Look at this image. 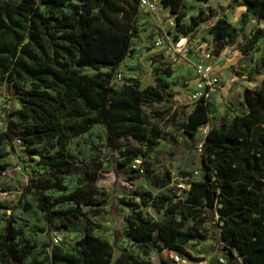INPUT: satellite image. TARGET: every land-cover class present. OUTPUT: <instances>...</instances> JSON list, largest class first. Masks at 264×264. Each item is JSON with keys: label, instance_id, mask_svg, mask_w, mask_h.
<instances>
[{"label": "trees", "instance_id": "obj_1", "mask_svg": "<svg viewBox=\"0 0 264 264\" xmlns=\"http://www.w3.org/2000/svg\"><path fill=\"white\" fill-rule=\"evenodd\" d=\"M160 3L170 8L177 31L186 37L215 16L208 5L185 22L184 0ZM240 4L247 10L236 23L220 12L209 28L212 54L220 56L245 37L239 48L244 54L255 50L252 65L234 71L251 77L264 67V59L258 65L264 43L257 47L264 38V0H231L229 8ZM142 13L140 0H0V81L19 92L21 104L6 108L0 170L10 166L9 148L18 139L32 157L22 158L24 188L1 202L0 264H155L151 252L166 248L195 259L187 245L209 242L208 223L219 228L226 259L209 264H264V82L245 89L246 108L231 107L230 122L209 127L201 153L204 176L191 182L185 196L172 191L169 171L154 176L151 163L144 162V173L134 169L138 176L170 193L138 190L136 196L118 197L132 212L113 231V240L109 228L93 219L107 213L108 193L98 184L104 150H119L124 157L119 166L128 165L142 153L121 140H135L146 145L143 155L154 157L163 135L160 122L171 110L153 111L156 122L145 109L174 94L159 76L170 77L169 66L156 65V83L146 87L138 79L113 83L120 65L138 53L133 39L142 31ZM249 14L258 23L247 34ZM92 70L96 73H87ZM176 117L174 112L171 121ZM212 118L203 97L177 125L197 136ZM0 191H7L4 182ZM143 207L163 218L147 216ZM56 233L62 235L59 243Z\"/></svg>", "mask_w": 264, "mask_h": 264}, {"label": "rangeland", "instance_id": "obj_2", "mask_svg": "<svg viewBox=\"0 0 264 264\" xmlns=\"http://www.w3.org/2000/svg\"><path fill=\"white\" fill-rule=\"evenodd\" d=\"M185 8L188 12V16L184 19L185 22L190 21L192 15H196L203 8V4L196 0H184ZM159 3V0H157ZM231 0H211L210 6L215 9V16L208 22L202 24L195 33L188 37V44L191 48V56L195 54V50L199 43L204 42L210 44L209 28L217 20L220 12L226 14L235 15L239 11L240 5L235 6L234 10L229 8ZM158 17L160 22L164 25V28L168 30L171 35L176 39L177 36L180 38L186 37L179 33L176 29L175 18L171 12L160 10L158 5ZM249 23L247 26V34L258 21L249 14ZM140 23L142 31L137 37L133 39V46L137 48L138 53L133 61L126 60L118 68V73L122 74L121 79H113L115 85H122V83L130 82L132 79H138L141 82L142 87L151 85L155 82L154 70L156 65L162 64L164 68L168 66L174 71L170 77L164 74H159L166 82L171 83L174 94L187 93L192 89L191 84L195 79L194 70L187 64L181 63L174 65L169 62L168 57L162 50H157L154 46L155 28L156 23L153 22L152 14L143 12L140 16ZM261 26L264 28V19L260 20ZM176 39V40H179ZM245 41V37H239L237 42L227 46L222 55L225 54V59L222 61L226 62L227 70L229 73V80L226 85L221 81L222 89L220 87L214 92L218 93L220 97L217 106H213V124L215 126L221 125L223 122H230L233 119L231 115V107H235L242 111L246 107L243 102V93L246 87H260L264 82V67H262L260 73H255L253 76H239L235 73L234 69L249 68L252 65V59L255 54V50L247 54H243L239 48L240 44ZM264 43V38L260 40L257 47ZM207 46V45H206ZM228 59V60H227ZM264 59V54L260 56L258 65H261ZM133 64L129 66L131 63ZM134 68L136 71L130 72L128 69ZM107 67H103L102 71H107ZM89 74H94L96 71H88ZM220 86V85H219ZM195 89H193V92ZM4 98V102L0 104V120H4L6 116V108L8 103L10 110H17L21 108L19 102V92L7 82L0 81V98ZM214 97V96H213ZM212 97V103H213ZM168 99V98H167ZM215 100H217L215 98ZM146 111L152 115L153 121H158L157 117L154 116L153 111L155 110H166L171 109L170 113L166 115L165 119L160 122L163 128V135L160 140L159 146L153 151L154 157H150L149 154L143 155L146 151V145L135 140H121V144L130 146V149L141 150V153L137 159H140L142 163H151L153 169V175H162L164 172L169 171L171 176V183L183 182L186 187L195 179L203 178L204 172L202 170V160L200 145H203L205 140V129L206 126L201 128V132L197 136H189L183 130L178 128V123L187 117L189 112L188 104L185 102H172L168 100L166 103L155 104L153 106H146ZM177 112L176 123L171 121L172 114ZM1 126V125H0ZM6 122L1 128L5 129ZM10 166L1 171L0 170V182H4L7 187V191H0V211L3 210L1 202L6 199H13L17 193H19L28 181V176L23 170H19V164H22V158H26L31 161L32 157L28 153V148L16 141L15 148H9ZM104 160V168L100 172L98 184L104 187L108 193L105 215L94 216L93 219L100 222L109 228L108 234L111 239H114L113 231L119 229L123 222L127 219L132 209L127 205L123 204L118 198L125 194L136 196L138 190L141 191H152L155 194L158 193H170L165 187L155 186L152 179L145 176H138V173L134 171L132 163L128 165L119 166V162L124 159L120 154V151H111L106 148L102 153ZM37 159V157H35ZM119 167V168H118ZM118 168V169H117ZM196 171H199L198 173ZM188 173V175H186ZM184 177H189V180H182ZM136 200L139 201L137 197ZM145 214L149 217H156L162 219V213H158L152 207H143ZM11 211L9 210L8 213ZM13 213L20 216V210H15ZM208 229L209 242L198 244L196 248L193 246L196 242H191L187 245L188 250L195 259L185 257V264H209L211 260H219L223 258L224 262L225 253L222 246L217 241L219 228L212 227L210 223L205 225ZM214 243V244H213ZM125 246V240L120 241L119 246ZM115 247V257L120 254V249ZM153 260L156 264H172V256L170 252L164 251L159 252L153 250Z\"/></svg>", "mask_w": 264, "mask_h": 264}, {"label": "built area", "instance_id": "obj_3", "mask_svg": "<svg viewBox=\"0 0 264 264\" xmlns=\"http://www.w3.org/2000/svg\"><path fill=\"white\" fill-rule=\"evenodd\" d=\"M140 8L143 12L152 14V16L157 20V25L155 28L154 46L157 49L164 51L170 63L177 65L181 63H187L192 65L196 72V87L195 91L191 95V99L194 102H198L204 97V100L210 102L211 95L215 92L220 85V79L213 74L214 65L211 62H206L205 59H200L193 61L191 57V46L188 44V37L180 38L176 40L171 33L164 28V25L160 22V17H158V3L157 0H140ZM214 56L212 50H207L203 57L206 59ZM122 74L117 73L114 77V81L121 79ZM4 98H0V104L4 102ZM0 127L4 126V120H0ZM22 143L20 139L17 140ZM203 145H200V150L202 151ZM134 169L138 170L140 173H144L143 163L140 159H134L132 162ZM19 170H23V165L19 164ZM197 173L199 171H196ZM182 180H189V177H184ZM191 183L188 187L185 186L183 182H175L171 184L172 191L179 197H183L189 191ZM56 243L62 240V235L56 233L53 237ZM224 262V259H220ZM185 257L178 252H174L172 256L173 264H185Z\"/></svg>", "mask_w": 264, "mask_h": 264}, {"label": "crops", "instance_id": "obj_4", "mask_svg": "<svg viewBox=\"0 0 264 264\" xmlns=\"http://www.w3.org/2000/svg\"><path fill=\"white\" fill-rule=\"evenodd\" d=\"M210 1L211 0H209V2L208 3H202V2H199V3H202L203 4V8L204 7H206V6H208L209 4H210ZM158 5L160 6V10L162 9V10H165V11H168V12H171L170 11V8L169 7H164L161 3H160V0H159V3H158ZM212 7V6H211ZM246 7L245 6H243V5H240V7H239V11H237V13L235 14V15H232V12L230 13V14H227V16H228V19H229V21L230 22H232V23H236L237 22V20H238V18H239V16L241 15V14H243L244 12H246ZM214 12H215V9H214ZM145 13H147V12H145ZM152 18H153V22L154 23H156V25H157V20L152 16ZM209 38H210V44H206V43H204V42H201V43H199V44H197L198 45V47H197V50H195L196 52H195V54L194 55H192L191 57H192V60L193 61H197V60H200V59H205L206 60V62H211V63H213V65H214V71H213V74L214 75H216L219 79H220V91H221V87L223 86V85H221V81L226 85L227 83H229L228 81L229 80H227V78L229 77V73H228V70H227V64H226V62H222L224 59H225V54H221L220 56H212V57H209V58H207L206 59V57L204 58L203 57V54H205L206 53V51L207 50H212V48H213V46H212V35L209 33ZM207 45V46H206ZM157 50H161V49H157ZM224 51V50H223ZM223 53V52H222ZM244 54V53H243ZM228 60V59H227ZM133 64V62L129 65V66H131ZM193 70H194V68L192 67V65H189ZM194 75H195V79L192 81V84H191V87H192V89L190 90V92H187V93H183V92H181V93H178V94H173L172 96H170L169 97V100H171L172 102H179V103H183V102H185L186 104H188V109H189V112H188V114H187V116L192 112V110H193V108L195 107V105H196V102H194L192 99H191V95H192V93H193V89H195V87H196V72H195V70H194ZM156 83V81L153 83V84H155ZM123 84V83H122ZM118 86H119V84H118ZM146 87V86H145ZM224 87H222V89H223ZM247 88H250V89H254L255 87H246V89ZM221 95V94H220ZM220 95H219V92L218 93H212V95H211V99H210V107H211V112H212V108H213V106H217L218 105V103H219V98L218 97H220ZM243 95H244V93H243ZM214 96V97H213ZM212 97H213V103L211 102L212 101ZM243 97V96H242ZM215 98L217 99V100H215ZM232 112V111H231ZM212 114H214L213 112H212ZM233 117H234V114L232 113L231 114ZM213 122H214V120H213V118H212V123H207V124H204L203 126H206V129H205V137H206V134H207V131H208V129H209V127L211 126V125H214L213 124ZM202 126V127H203ZM201 127V128H202ZM184 132V131H183ZM164 251H167V252H170V256H173L174 255V252L175 251H172V250H170V249H164L163 251H161V252H164ZM152 253H153V251L151 252V258H152V260H153V257H152ZM222 258V257H221ZM221 258H219V260L221 259ZM154 261V260H153ZM155 263V262H154ZM156 264V263H155ZM173 264V263H172Z\"/></svg>", "mask_w": 264, "mask_h": 264}]
</instances>
